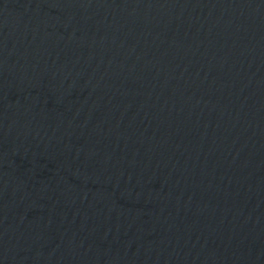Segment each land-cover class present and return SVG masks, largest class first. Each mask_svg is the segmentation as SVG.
Here are the masks:
<instances>
[{"label":"water","instance_id":"1","mask_svg":"<svg viewBox=\"0 0 264 264\" xmlns=\"http://www.w3.org/2000/svg\"><path fill=\"white\" fill-rule=\"evenodd\" d=\"M0 264H264V0H0Z\"/></svg>","mask_w":264,"mask_h":264}]
</instances>
